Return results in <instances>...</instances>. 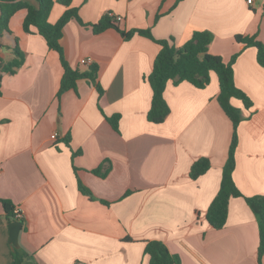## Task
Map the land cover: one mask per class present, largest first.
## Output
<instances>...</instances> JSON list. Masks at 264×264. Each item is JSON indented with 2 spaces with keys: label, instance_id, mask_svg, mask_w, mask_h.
<instances>
[{
  "label": "crops",
  "instance_id": "crops-1",
  "mask_svg": "<svg viewBox=\"0 0 264 264\" xmlns=\"http://www.w3.org/2000/svg\"><path fill=\"white\" fill-rule=\"evenodd\" d=\"M174 3L71 0L86 26L68 22L60 46L72 69L87 71L88 58L98 66L103 91L82 79L59 101L58 55L34 31L23 32L25 10L0 34V68L16 63L0 73V199L21 210L13 220L22 224L17 249L32 263L149 264L146 243L159 241L178 264H264L258 221L243 198L264 196V70L255 48L235 40L256 36L264 46V0ZM64 10L55 4L47 21L55 24ZM107 14L122 18L120 30H148L175 47L207 31L210 54L225 63L237 55L234 83L252 106L232 100L242 118L232 178L243 197L229 200L221 229L206 221L232 136L216 76L204 89L168 82L170 114L162 124L148 122L152 92L144 78L161 47L139 34L124 40L113 28L93 34L89 25ZM116 114L118 131L105 118ZM201 158L210 168L192 180L190 167ZM11 223L0 202V264H13Z\"/></svg>",
  "mask_w": 264,
  "mask_h": 264
},
{
  "label": "trees",
  "instance_id": "trees-1",
  "mask_svg": "<svg viewBox=\"0 0 264 264\" xmlns=\"http://www.w3.org/2000/svg\"><path fill=\"white\" fill-rule=\"evenodd\" d=\"M36 7L25 2V0H0V34L8 32V24L12 16L25 10L26 15L22 23L25 34H32L33 31L41 36L49 50L57 53L63 75L60 80L56 99L59 101L61 95L71 89H75L78 80L88 79L91 81L98 93H102L101 87L97 83L98 66L89 64L87 71L79 72L72 69L66 61L63 49L60 46L63 28L71 20L77 21L80 25L86 26L80 20L77 9L71 7V0H34ZM182 0H175L174 6ZM55 4L65 8L63 14L55 24H50L48 15ZM93 34H100L103 31L113 28L124 40H129L135 34L143 35L161 48L153 62L152 70L144 80L149 84L152 92L150 107L146 114V119L152 124H162L170 114V109L164 99V91L168 82L176 86L186 82L197 89H204L210 82V75L214 74L217 78L219 92L217 102L222 111L232 124V136L228 150L227 160L222 169L220 188L214 200L210 204L206 221L213 229H221L227 219V207L231 198L243 197L239 192L232 178L235 168V150L238 143L237 128L242 118L240 111L232 104V100H239L245 109H250L252 103L250 99L236 87L233 77V64L237 55H234L229 62L225 63L221 57L209 53V45L212 41L211 33L207 31L195 32L192 37L181 47H175L168 40H155L151 37L148 30L123 31L118 28V24L111 15L102 16L96 24L89 25ZM235 40L245 47H253L256 50V62L264 70V46L253 37L236 36ZM15 54L19 56L17 49ZM9 67L0 68V73H12ZM110 126L118 131L120 116L118 114L105 117ZM67 142V141H65ZM210 168V162L201 158L195 161L189 171L192 180L205 174ZM104 177L107 173L99 170L93 171ZM246 204L257 218L259 225V245L258 259L260 260L264 252V196L243 197ZM8 223L13 222L14 207L6 200L0 199ZM144 254L149 258V264H178V259L172 256L166 246L159 241L146 243ZM13 264H34L31 256L21 249L12 252Z\"/></svg>",
  "mask_w": 264,
  "mask_h": 264
},
{
  "label": "water",
  "instance_id": "water-1",
  "mask_svg": "<svg viewBox=\"0 0 264 264\" xmlns=\"http://www.w3.org/2000/svg\"><path fill=\"white\" fill-rule=\"evenodd\" d=\"M10 243L12 244L14 249L18 248L17 238L18 234L22 228V224L19 221H15L10 224Z\"/></svg>",
  "mask_w": 264,
  "mask_h": 264
},
{
  "label": "built area",
  "instance_id": "built-area-1",
  "mask_svg": "<svg viewBox=\"0 0 264 264\" xmlns=\"http://www.w3.org/2000/svg\"><path fill=\"white\" fill-rule=\"evenodd\" d=\"M251 2H252V0H247V3L248 4H250ZM114 18H115L116 22H120L122 20V18L121 17H118V16L117 17H114ZM91 62L92 61H91L90 58L86 59V61H85L86 65L91 64ZM51 138H55V135L51 136ZM14 216H15L16 220H20L22 218V212H21V210L20 209H14Z\"/></svg>",
  "mask_w": 264,
  "mask_h": 264
}]
</instances>
